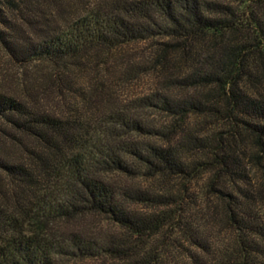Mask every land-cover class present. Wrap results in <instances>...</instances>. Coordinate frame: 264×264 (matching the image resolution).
Instances as JSON below:
<instances>
[{"label":"trees","instance_id":"1","mask_svg":"<svg viewBox=\"0 0 264 264\" xmlns=\"http://www.w3.org/2000/svg\"><path fill=\"white\" fill-rule=\"evenodd\" d=\"M0 23L48 68L0 91V264H264V0H0Z\"/></svg>","mask_w":264,"mask_h":264},{"label":"rangeland","instance_id":"2","mask_svg":"<svg viewBox=\"0 0 264 264\" xmlns=\"http://www.w3.org/2000/svg\"><path fill=\"white\" fill-rule=\"evenodd\" d=\"M2 27L3 25L0 23V28ZM46 68V64H37L36 66L25 69L21 65L12 61L0 46V91H6L11 94H18L20 92L21 94V92H23L22 81L25 80V82H27L28 79L40 77L41 72L46 70ZM148 78L149 77H145L143 80L133 82L132 84H121L118 86L117 95L122 99H129L130 96H133L135 93L147 90L149 85ZM49 101L52 102L53 105H56L54 100L49 99ZM106 225L107 223L99 216H91L89 218L88 226L91 228L104 227ZM64 264H83V262L64 260Z\"/></svg>","mask_w":264,"mask_h":264}]
</instances>
